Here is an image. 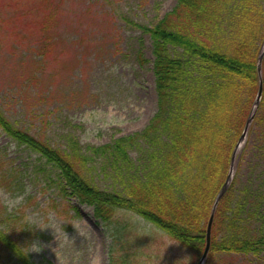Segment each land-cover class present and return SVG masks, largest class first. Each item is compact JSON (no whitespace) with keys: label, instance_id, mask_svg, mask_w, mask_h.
Listing matches in <instances>:
<instances>
[{"label":"trees","instance_id":"obj_1","mask_svg":"<svg viewBox=\"0 0 264 264\" xmlns=\"http://www.w3.org/2000/svg\"><path fill=\"white\" fill-rule=\"evenodd\" d=\"M136 26L152 39L157 98V110L141 131L98 145L66 134L53 146L13 124L0 108V134L45 161L59 196L92 207L109 232L110 264H152L154 253L166 245L158 231L185 251L167 262L189 264L198 258L197 264L211 207L257 92L264 0H177L154 26ZM47 48H38V65L48 59ZM138 59L145 62L142 53ZM40 75L37 70L24 78L30 85L18 94L21 101L31 99L28 87L40 83ZM261 77L262 96L252 125L264 139V58ZM41 99L40 94L32 98ZM23 106L33 116L32 107ZM6 175L0 163V184ZM235 176L215 211L205 264L219 255L264 253V222L250 233L248 217L241 216L247 203L237 201L233 191ZM95 177L109 186H99ZM134 216L155 232H137ZM0 263L35 264L20 240L2 228Z\"/></svg>","mask_w":264,"mask_h":264},{"label":"rangeland","instance_id":"obj_2","mask_svg":"<svg viewBox=\"0 0 264 264\" xmlns=\"http://www.w3.org/2000/svg\"><path fill=\"white\" fill-rule=\"evenodd\" d=\"M176 2L0 0V108L13 124L53 146L66 134L98 145L141 131L157 110V98L152 39L136 25L154 26ZM43 45L48 59L38 65ZM37 70L41 82L28 87L31 99L21 101L18 94L30 85L24 78ZM35 94L43 99L33 101ZM23 104L32 107L33 116ZM239 158L233 191L237 201H246L241 216L248 217L254 233L264 222V139L254 124ZM0 163L7 174L0 184V228L20 240L35 264H110L107 227L93 216L92 207L57 194L48 179L54 174L43 159L0 134ZM95 181L109 186L102 178ZM131 220L141 235L155 232L141 218ZM158 238L166 245L154 253L152 264H171L168 259L185 253L160 231ZM208 261L264 264V253Z\"/></svg>","mask_w":264,"mask_h":264},{"label":"water","instance_id":"obj_3","mask_svg":"<svg viewBox=\"0 0 264 264\" xmlns=\"http://www.w3.org/2000/svg\"><path fill=\"white\" fill-rule=\"evenodd\" d=\"M263 58H264V41L261 45V48L259 50V54L257 57V72H258V78H259L257 92H256L255 98L252 102V105L250 107L248 116H247L246 121L244 123L242 132L239 136V139L236 142V144L232 150L227 176H226L225 181L223 182V185L221 186L219 192L215 196L213 205L211 207V210L209 213V218H208L207 225H206L205 247H204V250H203L197 264H205V261H206V258H207L208 252H209V247H210L211 228H212V223L214 220L215 211L217 209L219 201L221 200L223 195L228 190V188H229V186H230V184L234 178V175H235V172L237 169V165H238V161H239V157H240V151L246 142L250 127L252 126V123L254 121V118H255L256 113H257L258 108H259V104H260V100H261V96H262V89H263L262 77H261V67H262Z\"/></svg>","mask_w":264,"mask_h":264},{"label":"clouds","instance_id":"obj_4","mask_svg":"<svg viewBox=\"0 0 264 264\" xmlns=\"http://www.w3.org/2000/svg\"><path fill=\"white\" fill-rule=\"evenodd\" d=\"M40 227H42V228H43V227H45V225L41 224V225H40Z\"/></svg>","mask_w":264,"mask_h":264}]
</instances>
